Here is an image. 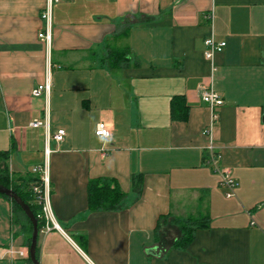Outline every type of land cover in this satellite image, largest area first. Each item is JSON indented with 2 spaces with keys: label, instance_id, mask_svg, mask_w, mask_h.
<instances>
[{
  "label": "crops",
  "instance_id": "crops-1",
  "mask_svg": "<svg viewBox=\"0 0 264 264\" xmlns=\"http://www.w3.org/2000/svg\"><path fill=\"white\" fill-rule=\"evenodd\" d=\"M49 1L0 0V151L14 175L46 166L56 225L38 229L39 264H264V0H53L47 22ZM210 35L225 41L212 61ZM108 47L127 51L124 66L105 62ZM209 86L223 102L211 139ZM210 142L237 183L231 197L206 163ZM99 177L125 192L119 208H87ZM201 218L174 248L173 221ZM19 220L0 195V264H31Z\"/></svg>",
  "mask_w": 264,
  "mask_h": 264
},
{
  "label": "trees",
  "instance_id": "trees-1",
  "mask_svg": "<svg viewBox=\"0 0 264 264\" xmlns=\"http://www.w3.org/2000/svg\"><path fill=\"white\" fill-rule=\"evenodd\" d=\"M126 59V50L108 47L107 55L104 60L109 66L117 65L119 67H122L126 64ZM170 108L171 116L173 118L183 117L185 105L180 96H175L172 98ZM9 153L10 151L7 150L0 151V184L14 191L24 201V203L29 206L30 210L33 212L35 218L37 219V227L39 229L42 225L40 219L37 218L39 204L36 202L32 192V184L38 183L39 175L35 173H25V175H14L10 173L7 165ZM207 156L208 155L206 154L205 159L207 158ZM141 182L142 177L140 174L131 176V189L136 194L140 192ZM0 195L7 198L11 202L14 223L20 224L19 217H22L25 220V223H22L21 227L22 229H25L27 226L26 231L28 233L25 235V239L26 245L29 246L32 232V225L29 219L23 213L20 206L17 205L10 197L4 194ZM124 198L125 192L121 190L119 185L112 178H92L87 182V208L89 210H115L123 204ZM159 220H164V217L161 216ZM203 222V218L184 221L174 220L173 223L178 226L180 233L179 236L174 240L172 246L174 248H185L191 241L194 230L200 227ZM27 257L28 261L30 262L29 256Z\"/></svg>",
  "mask_w": 264,
  "mask_h": 264
},
{
  "label": "built area",
  "instance_id": "built-area-1",
  "mask_svg": "<svg viewBox=\"0 0 264 264\" xmlns=\"http://www.w3.org/2000/svg\"><path fill=\"white\" fill-rule=\"evenodd\" d=\"M53 0H50L47 3L44 11L41 13V18L45 19L47 22L49 20V4ZM56 1V0H54ZM39 38L44 39L45 41H49L50 35L48 33V29L41 31L38 34ZM204 51L203 55L209 61H212L215 53L220 52L224 46L225 41H216L212 35L204 38ZM48 90L47 83L39 84L37 87L33 88L31 94L33 96H39ZM201 100L209 107L211 111V121L209 125L204 129V133H206L211 139V131L210 128L212 127L213 123L217 118V111L216 109L222 105V99L219 95L215 92L212 87H203L200 95ZM31 126H39L41 121L33 120ZM110 127L105 122H98L95 125L94 134L101 138H108L111 134ZM64 135L63 129H58L53 134V139L55 141H61ZM207 158L206 163L211 165L212 169L218 174L219 176V184L225 188V196L231 197L234 195V189L236 188L237 183L232 178L230 171L227 168H222L218 166L217 163V154L213 151V146L211 142L207 146ZM33 172L39 175L38 183L32 184V192L35 197L36 202L39 204V209L37 211V218L40 219L42 222V227L40 228L41 232L46 233L51 228H55L56 225L53 222V217L51 214V209L49 205V179L47 176V168L44 165H39L33 168ZM7 252L12 255L17 253L21 256H25L23 251H14L12 247L7 249Z\"/></svg>",
  "mask_w": 264,
  "mask_h": 264
},
{
  "label": "water",
  "instance_id": "water-1",
  "mask_svg": "<svg viewBox=\"0 0 264 264\" xmlns=\"http://www.w3.org/2000/svg\"><path fill=\"white\" fill-rule=\"evenodd\" d=\"M0 194H4L10 197L17 205L20 206L23 213L29 219L32 225V232L30 238V244L28 246V256L32 264H39L37 256H36V242H37V219L35 218L33 212L30 210L29 206L24 203V201L10 188H7L0 184Z\"/></svg>",
  "mask_w": 264,
  "mask_h": 264
},
{
  "label": "rangeland",
  "instance_id": "rangeland-1",
  "mask_svg": "<svg viewBox=\"0 0 264 264\" xmlns=\"http://www.w3.org/2000/svg\"><path fill=\"white\" fill-rule=\"evenodd\" d=\"M23 219V218H22ZM23 221H24V223H25V220L23 219ZM18 225V224H17ZM16 226V225H15ZM15 229H18V226H16L15 227ZM25 231L27 230V226H26V228L24 229ZM28 232L26 231V234H27Z\"/></svg>",
  "mask_w": 264,
  "mask_h": 264
}]
</instances>
